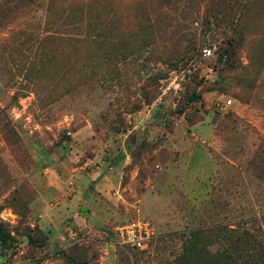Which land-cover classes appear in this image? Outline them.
<instances>
[{
	"label": "rangeland",
	"instance_id": "1",
	"mask_svg": "<svg viewBox=\"0 0 264 264\" xmlns=\"http://www.w3.org/2000/svg\"><path fill=\"white\" fill-rule=\"evenodd\" d=\"M0 223V264H242L234 232L264 245V0H0Z\"/></svg>",
	"mask_w": 264,
	"mask_h": 264
},
{
	"label": "trees",
	"instance_id": "2",
	"mask_svg": "<svg viewBox=\"0 0 264 264\" xmlns=\"http://www.w3.org/2000/svg\"><path fill=\"white\" fill-rule=\"evenodd\" d=\"M216 226L220 227L222 229H226V227H227V225H225V224H218ZM199 230H201V229L199 228ZM232 231H229V232H232ZM234 233H235L234 237L236 238L235 239L236 243H234V244H238L240 242V243H242L240 245H243V246L241 247V246L237 245L233 249L235 251L242 250L245 253V255L242 254L243 256L238 255L236 253L238 256H242V258H243L242 261H241V259L239 261L242 262V264H246V263L249 264V263H252V261L254 262L252 264H264V247H263L264 245L261 244V246L257 247V249L256 248L254 249L252 247V245L257 243V238H254V236L252 237L246 230L241 231V232H237V234H236V232H234ZM7 236H8L7 231H5L3 229V225L0 223V241L2 243H5ZM236 258H238V257H236ZM233 264H237V263H233Z\"/></svg>",
	"mask_w": 264,
	"mask_h": 264
},
{
	"label": "built area",
	"instance_id": "3",
	"mask_svg": "<svg viewBox=\"0 0 264 264\" xmlns=\"http://www.w3.org/2000/svg\"><path fill=\"white\" fill-rule=\"evenodd\" d=\"M120 240L133 247L143 249L147 247L153 231L148 221L133 219L116 227Z\"/></svg>",
	"mask_w": 264,
	"mask_h": 264
},
{
	"label": "crops",
	"instance_id": "4",
	"mask_svg": "<svg viewBox=\"0 0 264 264\" xmlns=\"http://www.w3.org/2000/svg\"><path fill=\"white\" fill-rule=\"evenodd\" d=\"M98 175V174H97ZM99 177V176H98ZM95 178H97V176L95 177ZM95 178H91V179H94L95 180ZM102 179L105 181V185H106V187H109V185H111V182H109V178L107 177V176H104V174L102 175ZM94 180H92V182H94ZM96 181V180H95ZM106 181H108V182H106ZM98 182H96L95 183V187H94V191H96V190H99V188H98V186H96V184H97ZM76 185L77 186H75V188L76 187H78V182H76ZM96 189V190H95ZM76 190V193H78V191H80V189H75ZM104 188H102V193H101V195H103V196H105V194L106 193H104ZM77 195V194H76ZM97 196H99L100 197V195H97ZM104 199V198H103ZM79 202V201H78ZM78 202H77V198L76 199H74L73 198V200H72V204H78ZM104 202V201H103ZM82 203V202H81ZM81 203H79V204H81ZM96 213H98V212H96L95 210H89L88 209V213H87V217H88V219L89 220H98L97 219V217H96ZM46 214V213H45ZM90 214V215H89Z\"/></svg>",
	"mask_w": 264,
	"mask_h": 264
}]
</instances>
